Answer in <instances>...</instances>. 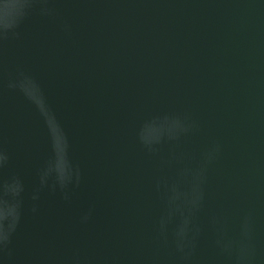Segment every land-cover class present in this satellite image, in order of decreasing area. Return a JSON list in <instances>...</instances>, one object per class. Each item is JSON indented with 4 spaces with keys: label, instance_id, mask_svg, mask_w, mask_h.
I'll return each instance as SVG.
<instances>
[{
    "label": "water",
    "instance_id": "95a60500",
    "mask_svg": "<svg viewBox=\"0 0 264 264\" xmlns=\"http://www.w3.org/2000/svg\"><path fill=\"white\" fill-rule=\"evenodd\" d=\"M0 264H264V0H0Z\"/></svg>",
    "mask_w": 264,
    "mask_h": 264
},
{
    "label": "clouds",
    "instance_id": "9594fccd",
    "mask_svg": "<svg viewBox=\"0 0 264 264\" xmlns=\"http://www.w3.org/2000/svg\"><path fill=\"white\" fill-rule=\"evenodd\" d=\"M24 2H25V0H20V6L22 8L24 7ZM3 240L6 241L7 240V237H4Z\"/></svg>",
    "mask_w": 264,
    "mask_h": 264
}]
</instances>
